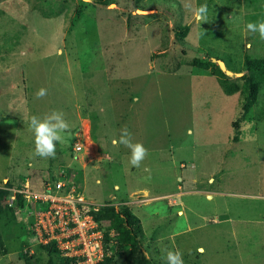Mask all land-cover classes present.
Wrapping results in <instances>:
<instances>
[{"label": "rangeland", "instance_id": "1", "mask_svg": "<svg viewBox=\"0 0 264 264\" xmlns=\"http://www.w3.org/2000/svg\"><path fill=\"white\" fill-rule=\"evenodd\" d=\"M102 1L0 0V185L67 174L101 208L129 206L154 264H167L162 250L180 251L184 264H264V84L238 133L241 92L227 95L221 70L193 65L218 66L214 58L242 75L232 79L248 76L246 57L263 59L264 40L242 30L264 20V0H191L208 6L201 25L182 0ZM53 110L70 127L45 159L28 122ZM124 126L148 150L140 167L111 144ZM5 210L0 264H26L23 254L58 264L28 237L26 214ZM116 247L112 259L127 264Z\"/></svg>", "mask_w": 264, "mask_h": 264}, {"label": "built area", "instance_id": "2", "mask_svg": "<svg viewBox=\"0 0 264 264\" xmlns=\"http://www.w3.org/2000/svg\"><path fill=\"white\" fill-rule=\"evenodd\" d=\"M82 149L81 145L76 147L78 152ZM46 179L50 180L35 188L29 180L11 189L0 188L10 193L5 202L8 208L16 207L22 198L21 211L30 220L29 231L38 237L37 245L55 244L61 257L72 259V264L113 260L110 248L113 244L117 246L119 238L115 230L107 231L97 222L94 213L102 205L89 201L65 173Z\"/></svg>", "mask_w": 264, "mask_h": 264}, {"label": "trees", "instance_id": "3", "mask_svg": "<svg viewBox=\"0 0 264 264\" xmlns=\"http://www.w3.org/2000/svg\"><path fill=\"white\" fill-rule=\"evenodd\" d=\"M115 0H111L113 3ZM97 3L106 6V2L98 0ZM190 27L187 26L180 31L178 36H183V40L189 35ZM193 65L213 71L214 68H217L220 71V68L213 63L202 62L198 58L193 61ZM249 75L243 76L240 79L226 78V75L222 72L219 74L220 86L227 95H233L235 93L241 92L243 96V114L241 120L234 123V127L237 128V132H240L241 124L246 121L251 113L252 109L258 102L259 92L264 84V58L263 59H252L250 56L246 57L245 68ZM243 82V88L241 89L239 82ZM235 141H239L238 135L235 137ZM9 196V192L3 189H0V198ZM24 206L22 198H19V201L16 204V207L5 208L12 212L13 215L17 211H21V208ZM0 207V221L2 216L5 214V210ZM97 222L101 228H104L107 231L115 230L119 242L117 244V253H121L125 256L127 264H154L151 259L147 257L143 247L147 248L146 243V234L144 233L142 222L139 217H137L129 208V206L123 205L119 209L111 206L102 207L98 212L94 213ZM32 234L28 233V237ZM109 238L106 234V242ZM154 242V241H153ZM28 246V240L25 242ZM44 252L47 253L48 257L57 256L59 258L58 264H72V259L61 257V252L57 249L55 244H48L44 246ZM148 249V248H147ZM149 250V249H148ZM8 253L7 247L5 245L3 232L0 226V254L2 256ZM23 259L26 264H33L34 256L29 257L28 254H23ZM41 258L37 259V264H40ZM53 264V263H49ZM102 264H116V261L111 259H106Z\"/></svg>", "mask_w": 264, "mask_h": 264}, {"label": "clouds", "instance_id": "4", "mask_svg": "<svg viewBox=\"0 0 264 264\" xmlns=\"http://www.w3.org/2000/svg\"><path fill=\"white\" fill-rule=\"evenodd\" d=\"M90 2V0H86ZM182 7L192 13L194 23L208 22V6L207 4L194 5L191 0H182ZM243 34L247 36L249 33L259 35L264 40V20L257 22H248L243 28ZM251 47V45H247ZM48 94L47 89L40 88L34 95L36 99H42ZM69 124L64 119V114L60 111L53 110L50 114L45 115L42 119L33 115L28 122V130L34 137V155L41 158H55L57 142H64V133L69 130ZM111 144L114 148L121 145L130 150L129 164L132 167H140L141 163L148 155V150L142 143L133 142L132 133L127 126L120 129L119 138H113ZM101 181L97 180L99 184ZM166 251L167 264H184L182 253L180 251ZM203 253L204 249H198Z\"/></svg>", "mask_w": 264, "mask_h": 264}, {"label": "water", "instance_id": "5", "mask_svg": "<svg viewBox=\"0 0 264 264\" xmlns=\"http://www.w3.org/2000/svg\"><path fill=\"white\" fill-rule=\"evenodd\" d=\"M141 13L145 14L147 12L143 11ZM212 60L218 64L221 72L224 73L226 76H228L230 78H239L242 76L241 74L235 73V72L231 71L230 69H228V67L226 66V64L222 60H216L214 58Z\"/></svg>", "mask_w": 264, "mask_h": 264}, {"label": "crops", "instance_id": "6", "mask_svg": "<svg viewBox=\"0 0 264 264\" xmlns=\"http://www.w3.org/2000/svg\"><path fill=\"white\" fill-rule=\"evenodd\" d=\"M7 180H9V178H4L3 180H2V182L3 183H5ZM4 185H6V183L4 184ZM19 185H21V184H17L16 186H19ZM4 187V186H3ZM13 187H15V186H13ZM0 188H2V186L0 185ZM208 198L209 199H212V196L211 195H208ZM182 212H180V214H181ZM259 223V225H263L262 227H263V229L261 228V230L262 231H264V222L263 223H261V221L260 222H258ZM201 249V248H200ZM203 249V248H202Z\"/></svg>", "mask_w": 264, "mask_h": 264}, {"label": "bare ground", "instance_id": "7", "mask_svg": "<svg viewBox=\"0 0 264 264\" xmlns=\"http://www.w3.org/2000/svg\"><path fill=\"white\" fill-rule=\"evenodd\" d=\"M36 238H38V237H37V236H34V237H33V239H36ZM33 239H32V240H33ZM32 240H31V241H32Z\"/></svg>", "mask_w": 264, "mask_h": 264}]
</instances>
